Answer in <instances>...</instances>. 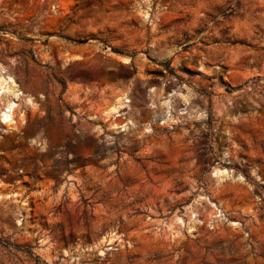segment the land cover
I'll use <instances>...</instances> for the list:
<instances>
[{
  "label": "rangeland",
  "instance_id": "rangeland-1",
  "mask_svg": "<svg viewBox=\"0 0 264 264\" xmlns=\"http://www.w3.org/2000/svg\"><path fill=\"white\" fill-rule=\"evenodd\" d=\"M0 87V264H264V0H0Z\"/></svg>",
  "mask_w": 264,
  "mask_h": 264
},
{
  "label": "bare ground",
  "instance_id": "bare-ground-1",
  "mask_svg": "<svg viewBox=\"0 0 264 264\" xmlns=\"http://www.w3.org/2000/svg\"><path fill=\"white\" fill-rule=\"evenodd\" d=\"M8 80H10V78L8 77ZM11 81V80H10ZM1 87H0V95H1ZM14 102L13 101H7L4 106L0 109V119L2 122L4 123H7V124H10L13 122V119H12V109H13V106H14ZM117 115H114L112 116L113 119H111V123H112V126L113 127H126L128 126L129 124H132V122L130 120H127L125 122H123L122 120H120V122L117 120H115V117Z\"/></svg>",
  "mask_w": 264,
  "mask_h": 264
}]
</instances>
